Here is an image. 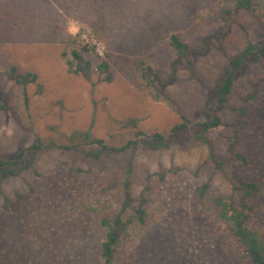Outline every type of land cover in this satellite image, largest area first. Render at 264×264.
<instances>
[{"label":"rangeland","instance_id":"obj_1","mask_svg":"<svg viewBox=\"0 0 264 264\" xmlns=\"http://www.w3.org/2000/svg\"><path fill=\"white\" fill-rule=\"evenodd\" d=\"M103 2L98 11L76 14L47 0H0V86L10 105L0 111V161L43 144L17 176L0 177L9 240L31 231L54 264H102L109 230L102 219L120 212L130 219L145 199V224L134 222L112 264H249L215 200L246 212L245 206L254 207L249 227L264 230V196L250 199L242 189L243 181L264 179V59L238 71L225 105L212 91L233 58L264 42V0L242 13L237 0ZM77 26L92 31L102 53L75 35ZM174 34L195 51L191 69L171 46ZM74 50L85 74L68 65ZM147 66L156 76L145 74ZM12 68L38 75L27 94L11 79ZM258 85L260 95L246 102ZM246 105L249 113L241 118ZM214 113L223 121L206 133L215 160L197 134ZM182 117L189 121L185 132L154 140V133L169 138ZM240 119L249 128L237 131ZM88 131L110 147L137 145L86 157L85 151L100 149L78 136ZM235 136L253 166L233 161ZM75 143L80 146L70 151L58 146Z\"/></svg>","mask_w":264,"mask_h":264},{"label":"trees","instance_id":"obj_2","mask_svg":"<svg viewBox=\"0 0 264 264\" xmlns=\"http://www.w3.org/2000/svg\"><path fill=\"white\" fill-rule=\"evenodd\" d=\"M46 1V0H44ZM106 0H47V2H55L60 8L69 9L74 11L76 14L79 11L84 10H100L104 6ZM108 1V0H107ZM256 0H237L236 9L238 12L249 11L252 9L254 2ZM230 12H228L229 14ZM171 46L177 53L178 60L184 59L189 69L193 67V61L190 59V55L194 54L195 51L192 50L187 43H185L178 35L174 34L171 36ZM73 60L68 62L69 67L74 73L85 74L86 67L82 66L83 57L81 54L74 50L72 51ZM264 59V42L261 44H250L245 50L233 58L230 62V69L222 80H220L215 88H213V95L216 97V102L219 106L225 105L230 98V95L234 91L235 80L237 78L238 71L247 64H256L260 60ZM76 62V65L74 62ZM101 68L107 70V61L101 65ZM16 68L11 69V79L16 83L24 86V94H27L26 86L32 83H36L38 80V75L34 73H26L25 75H19L16 73ZM146 75H154L151 67L147 66L144 69ZM260 95V85L254 90L252 94H249L246 98V102L256 99ZM28 103V99L26 98ZM10 109L9 101L5 95V92L0 86V111H8ZM247 105L241 108L240 116L246 117L248 114ZM208 120L201 124L202 130L197 134L204 142L208 145V150L210 156L215 160V155L211 141L206 138V133L211 130L222 126L223 121L221 117L217 114H208ZM135 126L136 122H133ZM189 127V121L187 118L182 117V123L177 124L170 131V135L167 138L162 133H154L152 137L156 142L163 143L167 139L176 138L182 132H185ZM237 131L246 130L249 128L248 123L243 119L238 121L236 125ZM145 133L142 131L137 132V136H142ZM78 136L87 144L97 145L100 149L98 152L85 151L84 155L86 157H91L94 159H99L103 153L110 155L111 153H124L128 152L130 149H135L137 142L130 141L128 144L121 147H110L105 143V140L95 138L91 132H81ZM57 146V145H56ZM61 149L70 151L78 148L80 145L75 143L71 144H61L58 145ZM43 148L42 143L33 145L30 148L24 149L17 153L13 159H4L0 161V177H11L17 176L21 170L26 168V158L29 155H34L38 153ZM233 151V161L238 163L240 166L248 167L253 166V161L249 158L244 151L239 149V139L235 136L232 146ZM216 162V161H215ZM219 166L222 165L221 162H216ZM264 179L259 181H243L242 189L245 191L247 198H252V195L264 196ZM207 186L202 187L199 193L202 197L205 196V191ZM129 195H127V200L125 202L123 210L129 205ZM146 200H142L139 208L135 210V215L130 219H125L123 212L115 215L112 219L107 218L102 219V224L109 228L106 233L105 240L101 245V258L102 264H112L117 250L121 246L123 239L128 235L130 227L134 222H138L144 225L146 222V210H145ZM216 207L220 210L219 217L222 221L229 224L236 239L243 245L245 252L248 256L249 264H264V230L251 229L250 221L251 214L254 211V207H246L245 209H238L233 203H229L224 199L218 198L215 200ZM12 210L17 212L18 208L12 205ZM3 218L0 216V264H54L53 260L50 258L52 253L44 248V245H37L30 239L34 232L24 230L22 235L19 233L14 235L9 240V234L6 233V223L2 224ZM20 231V229L17 228ZM34 246L36 248H34Z\"/></svg>","mask_w":264,"mask_h":264},{"label":"built area","instance_id":"obj_3","mask_svg":"<svg viewBox=\"0 0 264 264\" xmlns=\"http://www.w3.org/2000/svg\"><path fill=\"white\" fill-rule=\"evenodd\" d=\"M77 33L75 35L79 36L81 39L85 40L88 44H90L94 49H96L99 53L103 51V45L96 39L92 31H86V29H81L80 26H77Z\"/></svg>","mask_w":264,"mask_h":264}]
</instances>
